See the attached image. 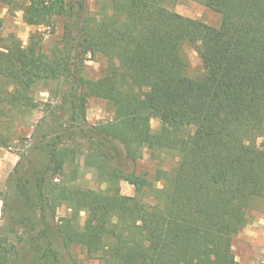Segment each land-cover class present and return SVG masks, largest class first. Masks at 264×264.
Instances as JSON below:
<instances>
[{
    "label": "trees",
    "instance_id": "obj_1",
    "mask_svg": "<svg viewBox=\"0 0 264 264\" xmlns=\"http://www.w3.org/2000/svg\"><path fill=\"white\" fill-rule=\"evenodd\" d=\"M173 1L110 0L95 18L84 0H0L30 27L62 20L50 54L36 34L25 47L13 37L0 46V150L19 140L14 116L43 113L29 135L41 167L26 159L14 169L23 210L0 200V264L21 263L27 226L38 229L34 264H60L71 247L98 264H239L233 240L253 200L264 201V0H200L218 27L171 11ZM185 44L202 64L196 79L186 75ZM87 57L104 62L94 81L83 77ZM39 83L54 87L55 102L32 98ZM89 98L105 102L111 118L89 125ZM82 151L106 189L74 185ZM144 151L178 157L162 188L122 166ZM121 181L133 196L120 194ZM62 206L70 214L56 220Z\"/></svg>",
    "mask_w": 264,
    "mask_h": 264
},
{
    "label": "rangeland",
    "instance_id": "obj_2",
    "mask_svg": "<svg viewBox=\"0 0 264 264\" xmlns=\"http://www.w3.org/2000/svg\"><path fill=\"white\" fill-rule=\"evenodd\" d=\"M20 1L24 2V0ZM84 4L89 16L100 18L101 6L108 8L110 0H84ZM167 8L183 17L197 20L210 27H218L220 24V16L206 8L200 0H175L167 4ZM107 12L110 13V10ZM0 21V46L5 43L7 38L13 37L25 47L30 40L31 34H36L34 39L38 41L42 51L47 54H50L54 48L59 46L62 32L61 19H56L52 27H30L22 21V13L20 11L14 12L0 5ZM181 53L187 64L186 75L191 79L200 77L203 73V69L195 48L190 44H185L181 48ZM103 66L104 62L101 59L97 57H87L83 63V77L91 81L98 79L101 75ZM53 92V86L46 87L39 83L32 93V98L38 102L39 105L50 99L55 102ZM42 115V112L35 111L31 115L14 116V121L18 124L17 132L19 133V140L14 141L9 148L0 150V200L6 199L7 208L11 210V213L18 214L23 210L21 199L16 196L13 188V178L16 177L14 173L16 165L18 163L25 165L26 159L32 160V166H34V168H39L42 165V153L32 150L31 144L33 143V139L29 137L32 130L30 124L36 122ZM110 118L111 111L105 102L96 98H89L87 100L86 121L89 125L104 122ZM150 125L153 131H158L160 129V123L157 119H153ZM19 157H21V159ZM177 161L178 157L173 152L161 151L151 156L147 151H144L142 158L137 160V162L131 163L123 161L122 166L127 172H134L137 175L144 174L152 187L162 188L168 174L176 166ZM74 168L78 170V178L74 182L76 187L95 191L106 189V184L101 183L95 178L94 159L86 152L82 151L79 153ZM118 186L121 195H134L133 186L126 182L121 181L118 183ZM263 213L264 201L261 199L253 200L248 213L249 224L252 223L253 220L257 222L263 221L261 220L263 218ZM2 214V202L0 201V227L3 225V219L1 218ZM69 214L70 210L62 206L56 210L55 219L66 217ZM84 218L85 214L80 212L77 218V226L79 228L83 226ZM37 230L38 229L33 230L30 226H27L20 231L22 237L26 239V243L18 245L21 257L20 264H34L38 242L33 241L32 238H36ZM237 235L232 245H235ZM253 241L255 244L252 245L253 249L248 250L250 258H245L246 263L263 264V258L255 259L256 255L263 251V230L256 234ZM254 259L258 262L254 261ZM60 264H98V262L89 259L80 248L71 247L68 251H60Z\"/></svg>",
    "mask_w": 264,
    "mask_h": 264
},
{
    "label": "crops",
    "instance_id": "obj_3",
    "mask_svg": "<svg viewBox=\"0 0 264 264\" xmlns=\"http://www.w3.org/2000/svg\"><path fill=\"white\" fill-rule=\"evenodd\" d=\"M261 220L263 221L257 222L253 220L252 223L244 227L237 235L235 245H232V253L239 264H247L245 258H250L248 250L253 249L252 245L255 244L253 240L256 237V234L263 230L264 235V213ZM257 258H263L264 264V246L263 251L256 255L255 259ZM255 259L254 261H257Z\"/></svg>",
    "mask_w": 264,
    "mask_h": 264
}]
</instances>
